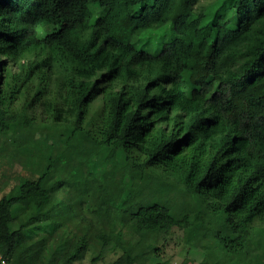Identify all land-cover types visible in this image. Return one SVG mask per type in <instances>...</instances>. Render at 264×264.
Returning a JSON list of instances; mask_svg holds the SVG:
<instances>
[{
    "label": "trees",
    "instance_id": "1",
    "mask_svg": "<svg viewBox=\"0 0 264 264\" xmlns=\"http://www.w3.org/2000/svg\"><path fill=\"white\" fill-rule=\"evenodd\" d=\"M199 1L0 0V157L54 170L65 192L54 204L40 178L22 177L0 196L5 264H73L95 235L121 249L111 264H134L136 246L108 230L113 202L132 235L187 228L221 242L212 264H264V114L237 106L264 103V0ZM160 25L170 37L153 38ZM17 127L40 134L14 137ZM77 134L99 161L59 159L55 141L64 149ZM146 172L159 178L149 205ZM64 222L80 236L50 247ZM244 250L251 260L226 257Z\"/></svg>",
    "mask_w": 264,
    "mask_h": 264
},
{
    "label": "rangeland",
    "instance_id": "2",
    "mask_svg": "<svg viewBox=\"0 0 264 264\" xmlns=\"http://www.w3.org/2000/svg\"><path fill=\"white\" fill-rule=\"evenodd\" d=\"M214 0H200L197 7H207ZM100 8L94 9V14H100ZM230 10L225 11V16H230ZM168 26L161 25L153 29L151 35L153 38H158L162 36L170 37V31L166 28ZM149 34V33H148ZM147 34V35H148ZM140 39V40H139ZM139 41H143L144 37L140 35ZM144 45V44H143ZM156 52V51H152ZM181 53L187 52V46L180 49ZM96 105V102L93 106ZM238 108L246 113L264 114V103L256 110L249 107L248 103L244 100L237 101ZM96 109V107H94ZM92 111V110H91ZM33 133L28 132L23 127H17L13 133L14 137L18 138H31L37 136ZM56 151L60 154L58 157L61 160L66 152L70 151L74 155L76 154H86L91 156L93 159L99 161L100 158L96 154V147L92 142L85 139L81 134H77L68 144L66 148H61L58 146V141H55ZM9 158V157H8ZM7 157H0V196L5 192L9 191L22 177H28L31 179H41L42 185L45 187H50L52 190L51 202L56 204V200L63 199L65 197V192L55 188V171L50 170L45 173V167L42 165H32L24 163L21 164L7 165L9 159ZM7 166H11L12 169H8ZM94 185L97 184L95 178H92ZM159 182V178L149 172H146L144 181L142 183L143 192L140 195L141 202L144 205H149L150 200L147 197L146 190L153 189ZM26 201L23 203L25 204ZM24 205H14V223L19 224L23 221V209ZM57 206V205H56ZM59 205L57 206V208ZM78 214L74 215L79 218ZM120 212L121 206L117 202H113L107 205L104 210V216L106 217L108 230H120L121 235L126 243H130L136 246V251H139V255L136 258L134 264H212L213 260L223 259L222 255V245L220 241L209 236V234H203L202 232H195L188 234L186 230H174L167 234V238L163 239L161 231L158 228L152 229H139L136 235H132V231L129 228L121 227L120 225ZM80 216L83 219H90L93 221V228L99 230L102 223L94 218L91 213L86 208H81ZM43 226L47 229L48 226ZM46 229V230H47ZM60 231H55L50 236L49 245L52 247L55 242L69 240L74 241L80 236L77 230L68 223L64 222L60 228ZM67 230H70L67 233ZM102 231V230H100ZM44 232L45 231L44 229ZM42 232V233H44ZM99 233V232H98ZM97 233V235H98ZM132 235V236H131ZM206 235V236H202ZM90 244L87 245V249L82 254V257L78 258L73 262V264H111V262L116 259L121 254V249L114 243L110 242L102 246L100 242V237L91 236ZM52 245V246H51ZM249 250H244L238 253H228V259H237L240 262L251 260ZM254 261H251L253 263Z\"/></svg>",
    "mask_w": 264,
    "mask_h": 264
},
{
    "label": "built area",
    "instance_id": "3",
    "mask_svg": "<svg viewBox=\"0 0 264 264\" xmlns=\"http://www.w3.org/2000/svg\"><path fill=\"white\" fill-rule=\"evenodd\" d=\"M6 260L0 255V264H5Z\"/></svg>",
    "mask_w": 264,
    "mask_h": 264
}]
</instances>
